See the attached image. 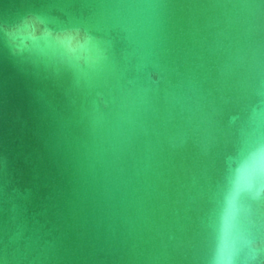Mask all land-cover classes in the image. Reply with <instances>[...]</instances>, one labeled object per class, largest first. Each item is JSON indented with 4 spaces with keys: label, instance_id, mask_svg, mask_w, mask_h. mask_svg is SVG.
Wrapping results in <instances>:
<instances>
[{
    "label": "water",
    "instance_id": "95a60500",
    "mask_svg": "<svg viewBox=\"0 0 264 264\" xmlns=\"http://www.w3.org/2000/svg\"><path fill=\"white\" fill-rule=\"evenodd\" d=\"M0 264H264V0H0Z\"/></svg>",
    "mask_w": 264,
    "mask_h": 264
}]
</instances>
